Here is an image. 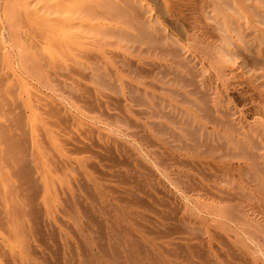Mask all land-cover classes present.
<instances>
[{
    "label": "rangeland",
    "instance_id": "obj_1",
    "mask_svg": "<svg viewBox=\"0 0 264 264\" xmlns=\"http://www.w3.org/2000/svg\"><path fill=\"white\" fill-rule=\"evenodd\" d=\"M66 1H69V0H66ZM133 1L134 0H101V1L100 0H70V3H72V5L68 2H66V4L72 8H76L74 5L77 6L80 3L81 6L83 5L82 7H84L85 9H87L91 12H93L94 10H95V12L99 11L98 12L99 14H97V16L96 15H94V16H96V18L98 19V20L97 19L96 20L98 21V23L101 24V27H112L115 30H116V28H118L117 31H119L118 33L120 35L116 37L115 34H117V31L116 32L114 31L113 33H115V34L112 37L113 40L111 39L112 42H115V43H117V42L122 43L123 42V44H121V46H119V48L118 47L115 48V46H114V48H112L113 46L111 48H108L112 52L107 56V59H109L108 60L109 66L108 65L105 66L107 71L105 69H104V71H102L103 69L101 71H99L102 73L104 72L103 74H105V75L108 74L107 72H109L110 75L113 74L114 78L112 77L113 80H112V78L110 79V81H111L109 83L110 86L107 84L108 85V87H107V85L105 86L102 81L101 82L99 81L100 82L99 83V82L95 81V79L93 77L90 76L93 79L92 80V79L88 78L89 77L88 76L87 79L85 78L84 80L83 79L80 80L81 83L78 84L80 86V88H79V86H77V84H75L76 86H72L71 85L72 81H70V79L66 78V76H68L69 78L71 76L73 78H76V76L72 73V71H62L61 73L66 75V76L63 75L64 77L60 76L59 74H58V78H57V76L55 77V79H54V77H52L51 80L49 79L50 81L48 80L50 82V84L48 83L49 85L48 84L46 85L44 83L37 81L40 78H36L37 79L36 80L35 78H31V77L27 76V74H25V70H24L23 66L21 65V63L24 62V58H23L22 54H20L18 52V50H21L20 46L18 45L17 42L12 40L10 32L12 31V32L19 33L20 39L23 41H25V38L29 39V38L33 37L34 33L33 32L31 33L30 31H32V30H30V29H25L24 26L27 25L26 23H28L26 18H24L23 16L22 17L20 16V19H16L17 18L16 14L14 16H12L14 13L17 12V11L11 12L12 7H14V9L16 6H17L16 8L20 7L19 5L21 3L19 0H13V2H11V0H0V23L2 22V24H0V31H1L0 34L2 35L3 39L7 38V39H4V42H3L4 46L3 47H1L2 45L0 46V48H3L2 53L0 50V53H1L0 58L2 57L0 59V62L2 61L0 63V65H1L0 68L2 67L4 69L3 70L1 68L0 73L6 74L8 72L9 75H11V74L13 75L11 77L10 76L8 77L9 82L6 80L7 83H6V81L1 83L0 94H3L2 91L5 89V85H8L10 89L14 87L13 88L14 90L11 89L10 91L13 93V95H15L14 93H17L16 97H18V98H16L15 96L12 95V93L10 91H8L9 95L13 99L15 98V100H17L18 102L14 101V100L12 101V98L10 96H8L9 99H11L10 102H8L9 104L4 103V106H2V108H1L2 110L6 111V112L4 113V111L2 112L0 109V114H1L0 117H1V120L3 122L2 123L0 120V123H1L0 126L4 124L3 125L4 127L1 126L2 128L0 129V144H1L0 145V154H2L4 152L2 144H4L5 147L6 146L8 148L10 147V149H8L10 151L9 152L10 155L7 152L8 150L6 151V154H7L6 158L8 159V161H6V160L5 161H6L7 166L11 164L13 167V169H12L11 165H10V166H8L9 168L7 170L4 169L5 175H9V177H7V176L5 177V175H3L4 171H3V173L0 172L1 173L0 174V180L2 181L4 179V181H8V180H10L11 182L13 181L15 183V187L12 186V189L14 188L13 191H11L9 189V194H10V192L12 194L14 192V190L17 191L16 193L21 194L20 199L23 203L29 202L27 204L30 205V197L29 196H32L33 198H35V200H36L35 204L38 203V205L37 204L35 205L36 207H35V213L34 214H33V212L30 211V209L28 207L29 205H27V207H26L25 204H24L25 209L20 210L19 214L17 213V215H20L19 216L20 219L22 218L21 221L23 223L22 224L23 229H22V235H21V238L23 240V241L21 240L22 243L15 242L14 238H12V237H5L7 240L5 239V241L3 240V242H2V240H0V247L4 248V250L8 249L7 250L8 254L7 253L2 254L4 257L1 256V253H0V264H144L145 262H146L145 264H186V263L187 264H214V263L215 264H246V263L247 264H264V253H262V251L260 250V249H264V244H261V242L264 243V234L259 233L260 237L257 236L256 231L249 225V223L246 222L247 223L246 224L245 221L242 220L243 216L244 215L246 216L247 213L254 216L255 219L264 218V201H263L264 200V190H263L264 187L260 188V189L254 187L256 182H253L252 178L247 177L248 181H250V184H252L254 186H247L248 188L246 190L241 189V191H240L239 188L237 187V183H238L237 181H236L237 183L233 184L235 186H233L231 184L232 182H234V179L232 180V179H226V178L221 179L220 178L223 181H221L220 179H219V181H217L218 179H214V181H210V183L207 182L208 185L213 184V186H214V184H215V186H216V187L214 186L213 188L209 189V190H211V192L210 191H208V192L207 191H194V192L185 191L181 188V185H179L180 182L174 180V177H172V183H170V179H167L166 177H164L163 175H161L160 173H158L156 171V169L152 166L153 165L152 162H151L152 165L149 162V161H152L151 157L154 158L153 156H151L149 158L145 157L146 158L145 159L136 149V147L138 146L136 144V143H138L137 142L138 140L134 136V133L136 132L134 124H137L139 122H145V121L150 122V121H153V119L150 116L139 115V112L137 113V111L143 110L145 108H137V106H135L136 105L135 104L136 103V100H135L136 94L132 91L131 87L136 85V83L140 82V79L137 76L135 77V75H133L132 69H131L132 66L129 67L131 64H128L129 61L130 62H133L135 60L137 61V56H135L136 54L131 50L132 49L131 46L135 47L137 42H135L131 38H134L133 34L140 37V35H138L139 30L142 28L143 30L141 29L142 30L141 32L146 31L145 29L149 26L150 22L153 24V27L155 26L154 28H156V29H162V28L171 29V28H173V26L178 27L179 24H177L174 20L173 21L169 20L171 18L168 17L169 13L167 11H165L167 9L165 8L164 4L166 2L170 4L169 5L171 8L170 14L177 13V12L181 13V12H183V10H184V13L187 14L189 12V2H191L193 0H189V1L188 0H179V2H178V0H140V3L142 2L141 5L139 4V0H135L134 5H133ZM201 1L205 2L206 0H201ZM231 1L232 0H224L223 2L226 5H229V6L231 5L229 7L230 8L229 12L236 18L237 22L240 21L239 25L236 24L235 25L236 27L234 26L240 32L239 33L238 31L237 32L235 31L236 34L234 33V40L236 43V44L234 43L235 44L234 51L235 52L237 51L236 53L238 54V57L240 59L239 58L237 59L238 64L237 63L233 64L234 70H235L234 74L237 78L235 80H232V82L233 83L237 82V85H239L238 83H240V82L241 83L245 82L244 83L245 86H247L246 84L249 83L248 84L249 88H252V90L250 89V91H249V89H248V92H247V89H246L245 95H246V97H249V95H250V98H248V99L249 100L251 99L250 100L251 102H253L255 100L258 101L259 96L257 95V93H262L264 91V87H262V86H264V63H263L264 62V55H263L264 54V50H263L264 49V27H263V25H264V0H261V1L260 0H236L237 6H240L243 9L245 16L247 15L249 17L248 19L253 21V23H255L253 25H256L257 28L260 29L259 33L257 32L256 34H254L255 31L252 28H250V29L246 28L247 24H246L245 18L243 17L242 14L238 13V10H235L236 5L233 3V1L232 2ZM173 2H174V4H172ZM3 3H6V4L4 5ZM178 3H180V6ZM12 4H14V5H12ZM171 5H172V7H171ZM173 5H175V6H173ZM8 6H9V8H8ZM10 6H12V7H10ZM87 6H90V8H92L94 10L88 9L89 7H87ZM137 6H139L141 8V10ZM179 7H180L181 11L180 10L178 11ZM4 8H6L7 10L5 9V11H4ZM130 8H131V10H130ZM164 8H165V10H164ZM145 9H146V11H145ZM9 10H10V12H9ZM16 10H18V9H16ZM124 10L126 11V14H125ZM2 11H3V14H2ZM6 11L11 13V14L13 13L12 15L8 13L10 15V17L12 16V19L9 17V15H7ZM107 11L109 14L107 13ZM139 11L144 12L147 15L145 14L146 15L145 16L144 13H142V15L140 16ZM103 12L105 13V15ZM118 12H119V14H118ZM107 14H108V16H107ZM128 14H129V16H127ZM138 14H139V17H138ZM188 15H189V13H188ZM17 16L19 17V15H17ZM130 16H132V17H130ZM13 17H14V19H13ZM140 18L143 21V22L141 21L143 25H140L141 22H137L138 20H140ZM10 19H11V22H14V20H15L14 23H16V25L15 24L13 25V29L11 27ZM134 19H137V20H134ZM154 19H156L157 22L158 21L159 22L157 23ZM261 19H262V21H261ZM131 20L134 24L131 22ZM8 21L10 22V25H9V23H7ZM154 21L156 23H154ZM168 21L170 24L168 23ZM240 23H242L243 25L246 24L245 27L243 26V28L241 29L242 26L240 27V25H241ZM7 24H8V26H7ZM135 24H136V26L139 25L140 28L138 27L136 29ZM158 24L161 26L158 27ZM171 24H174V25L172 26ZM23 28L25 29L24 32H23ZM239 28L241 29V31ZM244 28L246 31L248 30V32H244L245 31ZM242 31L244 32V35H247V34L250 35L251 33H253L252 34L253 38L249 37L248 38L249 40H248V39L244 38V36L240 37L241 36L240 34L243 33ZM260 32H261V35H260ZM121 34H123L122 35L123 37L121 36ZM147 34H149V33H147ZM112 35L113 34H111V36ZM130 35L132 37H130ZM235 35H237V36H235ZM238 35H240V36H238ZM119 37H121V38H119ZM242 38H244L243 41L241 40ZM116 39H118V41ZM126 39H127V41H129L128 42L129 44L127 43ZM121 40H123V41H121ZM131 40H132V42H131ZM238 40H241V41H238ZM9 41L12 44L9 43ZM138 41H140L139 38H138ZM249 41L250 42L252 41V42L250 43ZM5 43H7V44H5ZM251 46H253V47H251ZM256 46H258L259 48ZM236 47H238V48H236ZM254 47H256V48H254ZM127 48H130L129 51L127 50ZM240 48H242V49H240ZM245 52H246L248 57L246 55L242 56L241 53L244 54ZM4 54L6 57H3ZM240 55L243 58L245 57L244 59H246V60H242L243 58ZM255 56H256V59L252 60V57L255 58ZM249 58L251 59V61H253L252 64L254 63V61H255V63L260 61L259 67H257L258 64H256L257 65L256 66L255 63L253 64L254 66H251L252 64H250L251 61ZM257 58H259V59H257ZM12 59H13V61H12ZM248 59H249V61H248ZM38 60H39V62H41V65H43L45 63V61H43L41 58H39ZM3 61H5V62L8 61V62H7V64H5V62H3ZM242 61H246V62L243 63ZM2 63L5 67L2 65ZM260 63H261V66H260ZM244 64H246V65H244ZM9 66H11V68ZM43 66L46 67V66H50V65L47 63L46 66L45 65H43ZM252 67H254V68H252ZM111 68H112V70H111ZM81 69H79V70H81ZM10 70H11V72H9ZM84 70H85L86 74L90 73V70L87 71L85 68H83L81 70V72L84 73ZM121 70H123V71H121ZM13 72H16V73H13ZM237 73H238V75H237ZM114 75L117 76L116 78H118V79H119V77H121V79H119V80L116 79ZM21 78H24V80H26V81L24 82V80ZM30 78H31V80H30ZM109 78H107V79H109ZM238 78H240V79H238ZM57 79H59V80L57 82H55ZM244 80H246V81H244ZM59 81H61V84H64V86L63 85L59 86L58 85V84H60ZM124 81H125V84H124ZM219 81H221V82H218V80L216 81L217 86L222 90H226L227 81H226L225 85L222 84V80H219ZM11 82L14 84L10 85ZM26 82H29L30 84L29 83L27 84ZM18 83L20 85H22V84L27 85L28 90L19 89L20 86H18ZM97 83L100 85H98ZM101 83L104 85L105 90H104V88L101 87L102 86ZM129 83H132V84H129ZM250 83L252 84V86ZM82 84L86 85V87L90 88L91 90L93 88L92 91L90 89L88 90V91H91L92 94H91V92L89 93L87 91V95H85L86 93L82 91V88H83V87H81ZM122 85H123V87H121ZM51 86H53V87H51ZM126 86H127V88H126ZM221 86H222V88H221ZM71 88L73 89V91H74V89H76L74 91V94H76L77 93L76 91H78V89H80L79 93L81 96L79 97L78 93L76 94V96L74 94L72 96L73 91ZM106 89H108V90H106ZM23 90H26L28 93L25 94L26 92ZM29 90L34 91L35 94L37 95V97H35V95L32 96L29 93ZM13 91H15V92H13ZM65 91H67V92H65ZM114 91H115V93H114ZM23 92H25V93H23ZM68 92H71V94H68ZM100 92L103 94H100ZM83 93H85V94H83ZM235 93L236 92H234V94ZM21 94L23 96L26 95L25 100H24L25 102L23 101L24 97L22 98ZM94 94L96 95V97L94 96ZM262 94H264V92ZM83 95H85V96H83ZM1 96L2 95H0V97ZM3 96H5V95H3ZM83 97L84 98L88 97L90 99V101H93V102H95L97 100V102L100 103V106L99 105L97 106V107H99V110L98 111H89V110L83 109L85 107L84 103L82 102V101H84ZM134 97H135V99H134ZM28 98H29L30 102H28ZM33 98L36 99V101H34ZM0 99H4V98H0ZM77 99H80L81 101L77 100ZM248 99H247L245 104H247L249 106L246 107L247 106L246 105L245 106L246 109L252 105ZM238 103L239 102H237V104L236 103L235 104L237 105V108L239 109ZM29 104L32 106L34 105V107H32V106L30 107ZM35 104L38 107L37 108L38 111H35V109H36ZM50 104H54V106H56V104H57V107H59L62 110L61 116L64 118H61V116H59L58 119H61V120H58L57 117H56V119H57L56 120L55 116L45 115L42 110L43 109L48 110V107L46 109H45V107H46V105H50ZM21 107L23 109H21V111H19ZM25 107L27 108L26 110H25ZM33 108H35V109H33ZM241 108L244 109L243 107H241ZM8 110H10V112ZM31 110L38 113L42 117V119L44 121L42 125H36L34 122H33L34 126H33L32 122H31L32 124L31 123L29 124L28 116L30 115ZM11 111H12L13 115L10 114ZM2 113H4V118L2 116ZM135 113H137L138 115ZM107 114H111L113 116V120H115L113 123H117L118 125H119V123H121L120 128H122V129H120V128L116 129L117 127L109 125L108 124V118L106 116ZM261 115H256L257 118L256 117L252 118L254 121H256L255 123L252 119H250L248 122L249 123L252 122L251 124H261V121L264 120V117H263L264 114H261ZM9 116H10L11 120H9ZM52 117H54V119ZM33 118H34V116H33ZM259 118H261L262 120L260 119L261 120L260 121ZM16 120H17V123H16ZM48 121H55L56 123L55 122L49 123ZM26 122H28V123L26 124ZM48 123L50 125L54 124V127H53V125H51V127H50V125ZM58 124H59V126H58ZM36 126H39V127L36 128ZM44 126H45V129H47L49 131V133H53V134H51V135L49 133L46 134L47 131H44ZM126 127H127V129H126ZM38 128L39 129L41 128V130H37ZM105 128H106V130H104ZM87 129H89L91 131H88ZM1 130L4 132H2ZM29 130H30V132H28ZM82 130H84V131H82ZM8 131H9V133H7ZM116 131H117V133H116ZM83 132H84V134H83ZM7 134H8V136L11 135L12 137L11 136L8 137ZM72 134H73L72 137H75L74 140L71 137ZM90 134H91V136H90ZM94 135H96V136H94ZM35 136H37V137H35ZM65 136L67 137V140L64 139V138H66ZM76 136H79V137L76 138ZM19 139L23 143H20ZM61 139H64L63 140L64 142L61 141ZM75 139H77V140H75ZM91 139H93V140H91ZM24 140H26V141H24ZM65 140L67 141V143H65ZM68 140L73 142V145L79 144V146H82V145L85 146V144L88 143V145H90L89 148L91 150L94 149L97 151L96 152L93 151V153H94V155H93L92 151L90 150L89 154L82 153L83 156H81V154L79 153L80 152L79 150L78 151L74 150V148H72L70 146L72 144H68V143H70ZM112 140H118L119 142H122L124 147H125L122 149H121V147H119V148L116 147L115 149H113L112 152L114 154L118 152L117 154L120 155L117 160L109 159V157H108L109 153L108 152L106 153L105 150H103V148H105L104 145L109 143V142L110 143L113 142ZM30 141H31V144H30ZM78 141H80L81 143ZM27 142H29V143H27ZM83 142L85 144H83ZM19 143L22 145L21 147H19L20 146ZM15 144H18V145H15ZM27 146H28V148H27ZM100 146H103V147H100ZM22 147H23V149H22ZM54 147L55 148L58 147V148L53 150ZM31 149L33 152L31 151ZM67 149L68 150L72 149L73 151L71 150V151L67 152ZM49 150H53V152L56 151L57 153L55 152V154L51 155L50 152H52V151L49 152ZM117 150H119V151H117ZM151 150H153V149L146 148V151H151ZM15 151H17V152L15 153ZM74 151H77L75 153H79L80 156L78 154H74ZM99 151H100V154H99ZM20 152H21V154L19 155ZM22 152H24V154H22ZM62 152H63V154H62ZM103 153H105V155H103ZM36 154H38L39 156ZM70 154H73V155H70ZM54 155H55V157H54ZM56 155H57V157H56ZM47 156H49V157H47ZM87 156H89V157H87ZM48 158H50V159H48ZM59 158H60V160L57 161ZM51 159H53V160H51ZM51 161H53V162L55 161L54 162L55 164H53V162H51ZM60 161H62L63 163L61 162L62 163L61 164ZM14 162H15V164H14ZM141 162H143V163H141ZM233 162L236 164L238 163V161L236 159ZM239 162H240L241 166H243V165L245 166L243 160H241ZM8 163H10V164H8ZM90 163H94V164H92L93 167ZM19 164H21V165H19ZM35 165H36V167H35ZM83 165L86 167L83 168ZM14 168L16 170H14ZM21 168H23V169H21ZM32 168H34L35 170L37 169V171H35ZM9 169H11L12 171H10ZM42 169H43V171H42ZM263 170H264V168H263ZM77 171H78V173H77ZM150 171L154 172L155 174L157 173V175H155L154 173L151 172L150 174H154L155 177L153 175L150 176V174H149ZM9 172H11V175L9 174ZM20 172H21V174H19ZM146 173H148V174H146ZM14 176H16V177H14ZM30 176L32 177L33 181H35L33 178H35L36 181L33 183V186L35 184L34 189L33 190L30 189L28 191V186H27L26 182L28 183V180L31 179ZM50 178L51 179L54 178V179L51 180ZM84 178H86V179H84ZM238 178L239 177H237L236 179L238 180ZM48 179H49V182H48ZM176 179L178 180L179 177H176ZM262 179L264 182V175H263ZM227 180L229 181L228 184L226 183ZM20 181H22V182H20ZM149 181H151V182L149 183ZM16 182H17V187H16ZM82 182L85 183V185L82 184ZM258 182L259 181H257V183ZM73 183H74V185H73ZM88 183H89V185H88ZM240 183H242V181ZM75 184H76V186H75ZM164 184H165V186H164ZM175 184L178 186V188L175 187ZM82 185H83V188H82ZM106 185H108V187ZM230 185H231V187H230ZM225 186H226V188H224ZM228 187L230 190L227 189ZM89 188H92V190H90ZM159 188H161V189H159ZM179 188H180V190H179ZM234 188H235V192H233ZM76 189L79 191H77ZM212 189H214L213 192H212ZM51 190H53V191H51ZM226 190H228V191H226ZM225 191L228 193H225ZM223 192L226 195L225 194L222 195ZM16 193H15V195H16ZM24 194L27 198L29 197V199H25ZM199 194H200V196H199ZM227 194H232L233 196L232 195L230 196ZM12 195H14V194H12ZM228 196L233 197V199H234L233 202L232 201L224 202L225 200H223L222 198L227 199ZM153 199H156V201ZM206 199H208V200H206ZM25 200H27V201L24 202ZM79 201H82V203ZM166 201H168V202H166ZM174 204H176V205H174ZM171 205L173 207H171ZM177 205L179 206V208L180 207L181 208L179 209ZM51 206H53V207H51ZM63 206H65V207H63ZM195 207H198L199 209L198 208L196 209ZM227 207H229V209H231V210H234V213L237 214L240 219L237 220L235 218L232 220H226L225 218H223L221 216V212H225L224 210H226ZM257 207H258V209H257ZM171 208H173V209L170 210ZM36 209H38V210L36 211ZM175 209L177 211L176 213H174ZM177 209H179L180 212ZM181 209L184 211H182ZM185 209H186V211H185ZM192 209H194L196 212ZM244 209L246 212L245 211H243L244 213L238 212V210H244ZM26 210H27V212H26ZM171 211H174V212L172 213ZM29 212H30V214H29ZM36 212L38 214H36ZM192 212H194V213H192ZM219 212H220V214H219ZM26 213L28 216L25 215ZM163 213H164V215H163ZM72 214L77 215V217L75 215H72ZM17 215H16V217H18ZM227 215L229 216L231 214L227 213ZM35 216L38 219H36ZM165 216H166V218H165ZM174 218L176 220H174ZM240 220H242V221H240ZM238 221H240V222H238ZM255 221H257V220H255ZM94 224H96V226ZM36 226H37V228H36ZM24 227H25V229H24ZM197 227L199 230L197 229ZM23 230H24V232H23ZM38 230H39V232H38ZM251 230L255 232L254 235H251L252 233H254V232H251ZM43 231H44V233H43ZM90 232H92V233H90ZM249 233H251V234H249ZM237 235L238 236L241 235L242 238L238 237ZM10 238H12L13 240H11ZM7 242H9V243L7 244ZM174 242H176V243H174ZM145 244H147L149 246H147ZM190 244H191V246H190ZM193 244H195V245H193ZM9 245H11V246L9 247ZM195 246L197 248L199 246V249L194 248ZM258 246H259V248H258ZM31 247H33V248H31ZM87 247L89 248V250ZM183 248L184 249L187 248V249H185V251H184ZM34 249H35V251H34ZM149 249H150V251H149ZM191 249H192V251H191ZM255 249H256V251H255ZM115 250H117V251H115ZM201 250H202V252H201ZM16 251L17 252L19 251V253H17ZM38 252H39V254H38ZM89 252H90V254H89ZM203 253L207 254V257H205L206 255ZM144 256H146V257H144ZM112 257H113V259H112ZM120 258H122V259H120ZM112 260H114V261H112Z\"/></svg>",
    "mask_w": 264,
    "mask_h": 264
},
{
    "label": "bare ground",
    "instance_id": "obj_2",
    "mask_svg": "<svg viewBox=\"0 0 264 264\" xmlns=\"http://www.w3.org/2000/svg\"><path fill=\"white\" fill-rule=\"evenodd\" d=\"M19 1L21 3L19 5L20 7L16 8L17 7L16 6L14 9V7L10 6V7H12V10L10 9L11 12L17 11L16 13H14V14L12 13L13 14L12 15L11 13H9L10 10H9V12H7V11L6 12H7V15L11 14L12 16H14L16 14V17H17V18L15 17L16 19H20V16L21 17L23 16L24 18H26L28 23H26L27 25L24 26L25 29H30L32 31H30V30L29 31L31 33L32 32L34 33L33 37H31L29 39L25 38V41H23L20 39L19 33L12 32V31L10 32L12 40L17 42L18 45L20 46L21 50H18V52L20 54H22V56L24 58V62H22L23 64L21 63V65L23 66V68L25 70V74H27V76H29L31 78H35V79L40 78V79H38V80L36 79V80L47 85L48 83L50 84L49 81L51 80L52 77H54V79H55V77L57 76V78H58V74L60 76H63L64 74L61 73L62 71H72V73L76 76V78H73L72 76L69 78L68 76L64 75V76H66L67 79H70V81H72V83H71L72 86H76L75 84H77V86H79L78 84L81 83L80 80L81 79L84 80L85 78L87 79L88 76H89L88 78H90V79H92L91 77H93L95 79V81H97V82L102 81L105 86L107 84L110 86L109 83L111 82L110 79L113 77V74L110 75L109 72H107L108 74L106 73L107 75H105V74H103L104 72L102 73L99 71H101L102 69H103L102 71H104V69L107 71V69L105 67L106 65L109 64V61H108L109 59H107V56L110 53H112L111 50H109L108 48H111L112 46H113L112 48H114V46H115V48L116 47L119 48V46H121V44H123V42L122 43L117 42L118 39H116L117 43L112 42V40H113L112 37L115 34L113 32L114 31L116 32L118 28H116V30H115L112 27H101V24L98 23V21H97L98 19L96 18L97 14H99L98 13L99 11L95 12L94 9L90 8V6H87V7H89L88 9L94 10L93 12H91V11L85 9L84 7H82L83 5L81 6L80 3L77 6L74 5L76 8H72L66 4V2L70 3V0L69 1H66V0L65 1L64 0H19ZM223 1L224 0H206L205 2H203L201 0H193V1L189 2V12H188L189 15H188V13L185 14L184 10L181 13L179 12L180 14L178 12H177L178 14L177 13L170 14V12H171V8L169 6L170 4L166 2L164 5H165V8L167 10H165V8H164V10L169 13L168 17L171 18V19H169L170 21L174 20L177 24H179L178 27L173 26L175 24L174 23V24H171L173 26V28L170 27L171 29H167V28L156 29V28H154L155 26L153 27V24L150 22L149 26L147 27L148 29L147 28L145 29L146 31L141 32L143 30L142 28H141L142 30L141 29L139 30L138 35H140V37L133 34L134 38H131L135 42H137L135 47L131 46L132 47L131 50L136 54L135 56H137V61L136 60H135L136 62L135 61H133V62L129 61L128 64H131V65L130 66L128 65V66L129 67L132 66L131 69H132L133 75H135V77L137 76L140 79V82L136 83V85L131 87L132 91L136 94V99L134 97V99L136 100V103L135 102L134 103L136 104L135 106H137V108H145L143 110L138 109L139 111H137V113L139 112V115L150 116L153 119V121H150V122L145 121V122H139L137 124H134L135 129H136L135 130L136 132L134 131L135 132L134 136L138 140L137 141L138 143H136L138 145L136 147V149L144 158L145 157L149 158V157L153 156L154 158L151 157L152 161H149L150 159L148 161L150 162V164L152 162L153 165L152 164L151 165L156 169V171L158 173H160L161 175H163L164 177H166L167 179H170V183H172V177H174V180L180 182L181 184L179 183V185H181V188L185 191H192V192H194V191H207V192L210 191L211 192V190H209V189L213 188L215 186V184H214V186H213V184L208 185L207 182L210 183V181H214V179H218L217 181H219L220 178L221 179L226 178V179H232V180L234 179V182H232L231 184L233 185L234 183L238 182L237 187L239 188L240 191H241V189L246 190L248 188L247 186H254V185L250 184V181H248V178H252L253 182H256L254 187L259 188V189L264 187V184H263L264 182L262 179V177L264 175V170H263V168H264V120L259 118V120L260 119L262 120V121L260 120L261 124H251L252 122L251 123L248 122L250 119L256 117V115L264 114V94H262L264 91L262 93H257V95L259 96L258 101L255 100V101L251 102L250 101L251 99L250 100L248 99V98H250V95H249V97H246V95H245L246 89H247V92H248V89H249V91H250V89L252 90V88H249V85H248L249 83L246 84L248 86L247 87L244 84L245 82H243V83L240 82V83H238L239 85H237V82H234V83L232 82V80H235L237 78L234 74L235 70H234L233 64L237 63V59L239 58L238 54L236 53L237 51L236 52L234 51V46L236 44L235 40H234V33H235V31L236 32L238 31L235 28L236 27L235 25L236 24L239 25L240 21L238 20L239 22H237L236 18L229 12V9H230L229 7L231 5L230 6L226 5ZM232 1L236 5L235 10H238V13L242 14L243 17L245 18L246 24H247L246 28L247 29L252 28L255 31L254 34H256L257 32L259 33L260 29H258L256 25H253L255 23H253V21L249 20L248 19L249 17L247 15L245 16L243 9L240 6H237L236 0H232ZM11 2H13V0H11ZM134 2H135V0L133 1V5H134ZM178 2H179V0H178ZM141 3L139 0L140 5H141ZM3 4L5 5L6 3H3ZM70 4L72 5V3H70ZM172 4H174V2ZM178 4L180 6V3H178ZM12 5H14V4H12ZM173 6H175V5H173ZM137 7H139V6H137ZM171 7H172V5H171ZM8 8H9V6H8ZM5 9L6 8H4V11H5ZM16 9H18V10H16ZM130 10H131V8H130ZM140 10H141V8H140ZM179 10H180V7L178 8V11ZM145 11H146V9H145ZM107 13H108V11H107ZM139 13L141 16L142 13H144V12L139 11ZM2 14H3V11H2ZM108 14H107V16H108ZM118 14H119V12H118ZM125 14H126V11H125ZM145 14L146 13H144V15ZM17 15H19V17ZM94 15H96V16H94ZM104 15H105V13H104ZM12 16L10 17V15H9V17L11 19H12ZM127 16H129V14ZM130 17H132V16H130ZM138 17H139V14H138ZM11 19H10V22H11ZM13 19H14V17H13ZM156 19H154V20L157 22L158 19L157 20ZM134 20H137V19H134ZM141 21H142V19L140 18V20H138L137 22H141ZM155 21H154V23H156ZM261 21H262V19H261ZM10 22L8 21L7 23H9V25H10ZM14 22H15V20H14ZM14 22H11L12 29H13V25L14 24L16 25V23H14ZM131 22H132V20H131ZM142 22L140 23V25H143ZM168 23H169V21H168ZM0 24H2V22ZM136 24H135V28L137 29L139 27V25L136 26ZM159 24H158V27L161 26ZM240 24H241L240 27L242 26L241 29L243 28V26L245 27V25H246V24L243 25L242 23H240ZM7 26H8V24H7ZM263 27H264V25H263ZM25 29L23 28V32L25 31ZM241 29H240V31H241ZM244 30H245V28H244ZM118 32L119 31H117V34H115L116 37L120 35ZM244 32H248V30L247 31L245 30ZM244 32L242 34H240L241 36L240 35H238V36H240V37L244 36V38H246V39H248L249 37L253 38V36H252L253 33H251L250 34L251 36H250L248 34L244 35ZM147 33H149V34H147ZM111 34H113V35L111 36ZM122 35L123 34H121V36ZM260 35H261V32H260ZM235 36H237V35H235ZM130 37H132V36L130 35ZM119 38H121V37H119ZM138 38L140 41H138ZM244 38H242L241 40L243 41ZM4 39H7V38H4ZM4 39H3L2 35L0 34V46L2 45L1 47L4 46L3 45ZM241 40H238V41H241ZM10 41H9V43H11ZM121 41H123V40H121ZM126 41H127V39H126ZM128 42L129 41H127V43ZM131 42H132V40H131ZM5 44H7V43H5ZM258 46H256V47H258ZM238 47H236V48H238ZM251 47H253V46H251ZM256 47H254V48H256ZM2 49L3 48H0L1 53H2ZM129 49L130 48H127L128 51H129ZM240 49H242V48H240ZM241 54H242V56L243 55L247 56L246 52L244 54L243 53H241ZM3 57H6L5 54ZM39 58H41L43 61H45V63L43 65L46 66L48 63L50 66L44 67L43 65H41V62H39V60H38ZM244 58L242 60H246ZM249 59H248V61H249ZM253 59H256V56H255V58L252 57V60ZM257 59H259V58H257ZM8 61H6V62L3 61V62H5V64H7ZM12 61H13V59H12ZM250 61H251V59H250ZM242 62L245 63L246 61H242ZM252 62L253 61H251L250 64H252ZM259 62L255 63V61H254L255 65L258 64V66L256 65L257 67H259ZM253 64L251 66H254ZM2 65H3V63H2ZM244 65H246V64H244ZM260 66H261V63H260ZM9 67L11 68V66H9ZM81 68L82 69L85 68L87 71L90 70V73L86 74L85 70H84V73L81 72V70H82ZM252 68H254V67H252ZM79 69H81V70H79ZM111 70H112V68H111ZM121 71H123V70H121ZM9 72H11V70ZM13 73H16V72H13ZM237 75H238V73H237ZM9 76L11 77L13 75L12 74L9 75L8 72L6 74L0 73V85L4 81H6V80L8 81ZM116 77L117 76H115V78ZM31 78H30V80H31ZM107 78H109V79H107ZM113 78H112V80H113ZM21 79L24 80V78H21ZM116 79H118V78H116ZM119 79H121V77H119ZM238 79H240V78H238ZM58 80L59 79H57L56 81L54 80V81L57 82ZM217 80H218V82H221L219 80H222V84H224V85L227 81L226 90H222L217 86V83H216ZM7 81H6V83H7ZM25 81L26 80H24V82ZM244 81H246V80H244ZM26 83L28 84L29 82H26ZM59 83L61 84V81H59ZM13 84L14 83L11 82L10 85H13ZM60 84H58V85L64 86V84H61V85ZM124 84H125V81H124ZM129 84H132V83H129ZM82 85H81V87H83L82 91L86 93V94L85 93H83V94L87 95V91L90 88L86 87V85H83V86ZM98 85H100V84H98ZM104 85L102 84L101 87L104 88V90H105ZM108 85H107V87H108ZM18 86H20L19 89L28 90V87L25 84L20 85L18 83ZM251 86H252V84H251ZM51 87H53V86H51ZM121 87H123V85ZM262 87H264V86H262ZM8 88H9V86L5 85V89L4 88H3L4 90L2 89L3 94H0L2 96L5 95L3 97L2 96L0 97V98H4V99H0L2 101V102L0 101V109L2 108V106H4V103L9 104L8 102H10V100H11L8 97V96H10L8 91L13 89L14 87L11 89L10 88L8 89ZM79 88H80V86H79ZM126 88H127V86H126ZM221 88H222V86H221ZM108 89H106V90H108ZM26 90H23L26 92V93L25 92H23V93L27 94L28 92ZM75 90L76 89H74V91ZM79 90L80 89H78V91H76V92L78 93V96L80 97L81 95L79 93ZM92 90H93V88H92ZM72 91H73V89H72ZM74 91L72 93V96L74 94ZM91 91H88V92L90 93ZM0 92H1V90H0ZM13 92H15V91H13ZM65 92H67V91H65ZM234 92H236L235 93L236 95L234 94ZM29 93L32 96L35 95V97H37L35 92L32 90H29ZM114 93H115V91H114ZM14 94L15 95H13V93H12V95L16 97L17 93H14ZM68 94H71V92H68ZM76 94H74V95L76 96ZM91 94H92V92H91ZM100 94H103V93L100 92ZM85 95H83V96H85ZM94 96L96 97L95 94H94ZM23 97H24V99H23V101H24L26 95L25 96L22 95V98ZM16 98H18V97H16ZM87 98L85 97L83 99L84 101H82L85 105V107L83 109L89 110V111H98L99 107H97V106L98 105L100 106V103L97 102V100L95 102H93V101H90L89 98H88L89 100ZM80 99H77V100H80ZM247 99L251 102L252 105L246 109L245 106L247 104H245V103H246ZM13 100L18 102L17 100H15V98L14 99L12 98V101ZM34 101H36V99H34ZM28 102H30L29 98H28ZM237 102H239L238 103L239 109L241 107H243L244 109L241 108L239 110L237 108V105H236ZM31 106L32 105H30V107ZM248 106L249 105H247L246 107H248ZM32 107H34V105ZM47 107H48V110H44V109L42 110L45 115L55 116V119H56V117L58 119L59 116H61L62 110L59 107H57V104H56V106H54V104L46 105L45 109ZM37 108L38 107L36 105V109L35 108H33V109H35V111H38ZM21 109H23V108L21 107L19 111H21ZM26 109L27 108L25 107V110ZM1 111L3 112L4 110L1 109ZM8 111L10 112V110H8ZM12 111L10 114H12ZM5 112L6 111H4V113ZM4 113H2L3 118H4ZM137 113H135V114H137ZM33 116H34V118H33ZM106 116L108 118V124L109 125L117 127L116 129L121 127V125H120L121 123H119L120 126L117 123H113L115 120H113V116L111 114H107ZM52 118L54 119V117H52ZM61 118H64V117L61 116ZM28 119H29L28 120L29 124L31 122L32 123L34 122L36 125H42L44 122L42 117L38 113L34 112L33 110H31L30 115L28 116ZM0 120H1V117H0ZM9 120H11L10 116H9ZM58 120H61V119H58ZM1 122H2V120H1ZM28 122H26V124ZM48 122L50 123V122H55V121H48ZM255 122L256 121H254V123ZM16 123H17V120H16ZM34 123H33V126H34ZM3 125H1V126H3ZM51 125H53V127H54V124H51ZM51 125H50V127H51ZM1 126H0V129L2 128ZM58 126H59V124H58ZM37 127H39V126H36V128ZM41 128L40 129L38 128L37 130H41ZM120 129H122V128H120ZM126 129H127V127H126ZM87 130L91 131L89 129H87ZM104 130H106V128ZM44 131H47L46 134L49 133V131L47 129H45V126H44ZM82 131H84V130H82ZM2 132H4V131H2ZM28 132H30V130ZM7 133H9V131ZM116 133H117V131H116ZM49 134L51 135L53 133H49ZM83 134H84V132H83ZM7 136H8V134H7ZM9 136H11V135H9ZM72 136H73V134L71 135V137ZM90 136H91V134H90ZM94 136H96V135H94ZM35 137H37V136H35ZM77 137H79V136H76V138ZM74 138L75 137H72L73 140H74ZM64 139L67 140V137ZM64 139H61V141H63ZM66 140H65V143H67ZM75 140H77V139H75ZM91 140H93V139H91ZM24 141H26V140H24ZM112 141L113 142H111V143L109 142V143L105 144L106 146L103 144L105 147V148H103V150H105L106 153L107 152L109 153V156H108L109 159L117 160L120 155L117 154L118 152L114 154L112 152L113 149H115L116 147H118V148L121 147V149L125 148V147H124L123 143L119 142L118 140H112ZM19 142L23 143L20 139H19ZM69 142L70 143H68V144H72L70 146L72 148H74V150L80 151L79 153L81 154V156H83L82 153H84V154L90 153L91 149L89 148L90 145H88V143L85 144L83 142V144H85V146H83V145L79 146V144L73 145V142H71V141H69ZM78 142H80V141H78ZM27 143H29V142H27ZM30 144H31V141H30ZM2 145H3L2 147H3L5 153L2 151L3 150L2 149L1 151L3 152L2 153L3 155L0 154V172L3 173V171H4L3 175H5L4 169L7 170L9 168L8 166L11 165L10 163H8V164H10L8 166L6 164V161H8V159L6 158L7 157L6 151L8 149H10V147L8 148L6 146L7 147L6 148L4 146V144H2ZM15 145H18V144H15ZM21 146L22 145L20 144L19 147H21ZM100 147H103V146H100ZM27 148H28V146H27ZM57 148L54 147L53 150H55ZM146 148H150L153 150L146 151ZM22 149H23V147H22ZM32 149H31V151H32ZM53 150H49V152L52 151V152H50L51 155L55 154V152H56V151L53 152ZM71 150L67 149V152H69ZM77 151H74V154H78L80 156L79 153H75ZM91 151H92V154L94 155L93 151L96 152L97 150L93 149ZM117 151H119V150H117ZM7 152L9 154L10 151L8 150ZM16 152L17 151H15V153ZM20 154H21V152L19 153V155ZM22 154H24V152H22ZM62 154H63V152H62ZM99 154H100V151H99ZM36 155H38V154H36ZM57 155H56V157H57ZM70 155H73V154H70ZM103 155H105V153H103ZM47 157H49V156H47ZM54 157H55V155H54ZM87 157H89V156H87ZM50 158H48V159H50ZM235 159L238 161L237 164L233 162ZM51 160H53V159H51ZM59 160H60V158L57 161H59ZM241 160L244 161L245 166L240 165L239 161H241ZM15 162H14V164H15ZM51 162H53V161H51ZM54 162H53V164H55ZM61 162L62 161H60V163ZM94 163H90V164L92 165ZM141 163H143V162H141ZM19 165H21V164H19ZM35 167H36V165H35ZM85 167L86 166L83 165V168H85ZM92 167H93V165H92ZM11 168L13 169L12 165H11ZM21 169H23V168H21ZM32 169H34V168H32ZM9 170L12 171L11 169H9ZM14 170H16V169L14 168ZM35 171H37V169ZM42 171H43V169H42ZM151 172L152 171H150L149 174ZM77 173H78V171H77ZM152 173H154V172H152ZM9 174L11 175V172H9ZM19 174H21V172ZM146 174H148V173H146ZM154 174H150V176L151 175L154 176ZM155 175H157V173ZM6 176L9 177V175H5V177ZM14 177H16V176H14ZM176 177H179V179L177 180ZM237 177H239L238 180L236 179ZM33 179L36 181L35 178H33ZM53 179H51V180H53ZM84 179H86V178H84ZM22 181H20V182H22ZM35 181H33L32 177H31V179L28 180V183L26 182V184L28 186V191L30 189H32V190L34 189L35 184L33 186V183ZM221 181H223V180H221ZM241 181H242V183H240ZM257 181H259V182L257 183ZM48 182H49V179H48ZM150 182L151 181H149V183ZM228 182L229 181L227 180L226 183L228 184ZM82 184L85 185V183H83V182H82ZM73 185H74V183H73ZM88 185H89V183H88ZM12 186L15 187V183L13 181L12 182L10 180L4 181V179L2 181L0 180V240H2V242H3V240L5 241V239H6L5 237H12V238H14L15 242L22 243L21 242V240H22L21 235H22V229H23L22 224L23 223L21 221L22 218L20 219V217H19L20 215H17V213L19 214L20 210L25 209L24 204L27 207V205H29L27 203H29V202L23 203L20 199L21 194L16 193L17 191H15V190L12 193L14 195H12L11 192L9 194V189L11 191H13V189H14V188L12 189ZM75 186H76V184H75ZM106 186L108 187V185H106ZM164 186H165V184H164ZM233 186H235V185H233ZM16 187H17V182H16ZM175 187L178 188V186L176 184H175ZM230 187H231V185H230ZM82 188H83V185H82ZM224 188H226V186ZM235 188H234L233 192H235ZM89 189L92 190V188H89ZM159 189H161V188H159ZM227 189H229V187ZM179 190H180V188H179ZM51 191H53V190H51ZM77 191H79V190H77ZM213 191H214V189H212V192ZM226 191H228V190H226ZM226 191H225V193H228ZM15 193H16V195H15ZM225 193L223 192L222 195ZM227 195L231 196L232 194H227ZM24 196H25V194H24ZM199 196H200V194H199ZM230 196H228L227 199H224V198H222V199L225 200L224 202H229V201L233 202L234 199H233V197H230ZM29 197H30V205L28 207H29L30 211L33 212V214H34L35 213V207H36L35 205L36 204L38 205V203L35 204V201H36L35 198H33L32 196H29ZM29 197L27 198L25 196V199H29ZM153 200L156 201V199H153ZM206 200H208V199H206ZM26 201L27 200H25L24 202H26ZM79 202L82 203V201H79ZM166 202H168V201H166ZM174 205H176V204H174ZM51 207H53V206H51ZM63 207H65V206H63ZM171 207H173V206L171 205ZM178 208H179V206H178ZM195 208L197 209L198 207H195ZM172 209L173 208H171L170 210H172ZM179 209H177V210H179ZM257 209H258V207H257ZM27 210H26V212H27ZM37 210L38 209H36V211ZM192 210H194V209H192ZM182 211H184V210H182ZM185 211H186V209H185ZM224 211L225 212H221V216L223 218H225L226 220H232L235 218L237 220L240 219L239 216L234 213V210L229 209V207H227V209ZM243 211H245V209L244 210H238V212H243ZM171 212L173 213L174 211H171ZM176 212L177 211L175 209L174 213H176ZM179 212H180V210H179ZM192 213H194V212H192ZM227 213H230L231 215L228 216ZM15 214L19 218L16 217ZM29 214H30V212H29ZM36 214H38V213L36 212ZM219 214H220V212H219ZM25 215H27V213ZM72 215H75V214H72ZM163 215H164V213H163ZM75 216L77 217V215H75ZM165 218H166V216H165ZM36 219H38V218L36 217ZM174 220H176V219L174 218ZM242 220H244L245 223L246 222L249 223V225L256 231L257 236H259V233L264 234V218L255 219L254 216L247 213L246 216L245 215L243 216ZM242 220H240V221H242ZM255 220H257V221H255ZM240 221H238V222H240ZM96 224H94V225L96 226ZM36 228H37V226H36ZM24 229H25V227H24ZM197 229H198V227H197ZM23 232H24V230H23ZM38 232H39V230H38ZM251 232H254V231L251 230ZM43 233H44V231H43ZM90 233H92V232H90ZM249 234H251V233H249ZM254 234H255V232L252 233L251 235H254ZM238 237L242 238L241 235ZM12 238H10V239L13 240ZM8 243L9 242H7V244ZM174 243H176V242H174ZM261 244H264V243L261 242ZM145 245H147V244H145ZM193 245H195V244H193ZM10 246L11 245H9V247ZM147 246H149V245H147ZM190 246H191V244H190ZM259 246H258V248H259ZM31 248H33V247H31ZM194 248L199 249V246H198V248L196 246ZM185 249H187V248H185ZM185 249H184V251H185ZM7 250H4V248L0 247L1 256H3L2 255L3 253L8 254ZM88 250H89V248H88ZM260 250L262 251V253H264V249H260ZM34 251H35V249H34ZM115 251H117V250H115ZM149 251H150V249H149ZM191 251H192V249H191ZM255 251H256V249H255ZM201 252H202V250H201ZM17 253H19V251ZM205 253H203V254H205ZM38 254H39V252H38ZM89 254H90V252H89ZM205 255H206L205 257H207V254H205ZM144 257H146V256H144ZM112 259H113V257H112ZM120 259H122V258H120ZM114 260H112V261H114Z\"/></svg>",
    "mask_w": 264,
    "mask_h": 264
}]
</instances>
